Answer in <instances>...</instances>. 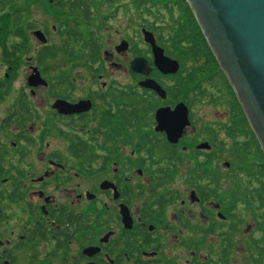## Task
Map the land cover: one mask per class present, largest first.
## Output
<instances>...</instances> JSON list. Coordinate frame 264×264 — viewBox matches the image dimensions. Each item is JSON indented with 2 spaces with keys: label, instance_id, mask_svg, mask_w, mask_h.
<instances>
[{
  "label": "flooded vegetation",
  "instance_id": "obj_1",
  "mask_svg": "<svg viewBox=\"0 0 264 264\" xmlns=\"http://www.w3.org/2000/svg\"><path fill=\"white\" fill-rule=\"evenodd\" d=\"M33 1L81 48L65 45L69 71L47 75L60 50L48 28L25 21L17 0H0V264H238L239 253L263 262V210L250 197L264 193V163L248 155L253 130L230 84L186 75L173 22L182 0L141 1L167 21L133 16L111 50L101 35L120 0ZM155 46L178 61L176 73L160 69ZM240 203L260 236L238 252Z\"/></svg>",
  "mask_w": 264,
  "mask_h": 264
},
{
  "label": "water",
  "instance_id": "obj_2",
  "mask_svg": "<svg viewBox=\"0 0 264 264\" xmlns=\"http://www.w3.org/2000/svg\"><path fill=\"white\" fill-rule=\"evenodd\" d=\"M187 2L264 151V0ZM37 35L45 41L42 33ZM155 52L162 56L157 61L160 69L178 71V61L156 46ZM138 71L146 73V66ZM185 116L180 130L189 125L187 111Z\"/></svg>",
  "mask_w": 264,
  "mask_h": 264
},
{
  "label": "rangeland",
  "instance_id": "obj_3",
  "mask_svg": "<svg viewBox=\"0 0 264 264\" xmlns=\"http://www.w3.org/2000/svg\"><path fill=\"white\" fill-rule=\"evenodd\" d=\"M16 1V0H15ZM18 4L21 5L22 7H25V13H24V19L25 21H30L32 24H34L37 28L44 29L48 28L49 33H50V38H49V44L55 45L56 47L60 48L58 52V56L55 59V62H51V60L48 61V63L45 66V73L47 75H51L53 73H58L61 72L62 70L69 71V68L67 67L66 64L70 65V62L73 61L67 54H65L64 51V46L65 45H76V54H79L78 51L80 50L81 46L80 42L81 41H72L73 39L65 38L62 36H59L56 32L52 30V26L55 24L53 20L51 19L48 10H46V6L42 2H34L33 0L29 1L28 3L26 1H21L17 0ZM123 3V6L119 7V12L117 13L116 19L111 20V30L106 33H102V41L105 44L106 49L111 50L112 46L114 44H118L121 39L127 38L129 36V25L131 24V20L133 16H135V21L138 23H155L153 20L156 18V22H158L159 25L165 24L167 21L168 16L165 14V16H160L158 9H154L152 6H147V9H145L143 6H141L140 2L143 0H120ZM133 1V4H131ZM161 0H146L147 5L148 2L150 3H156L155 5H159L158 3ZM128 6V7H127ZM156 7H161V6H155ZM27 9V10H26ZM159 15V16H158ZM98 22L100 20H97ZM135 24V23H134ZM114 28V29H113ZM164 28H167L165 26ZM169 28V27H168ZM168 30V29H167ZM166 30V31H167ZM101 31H103L101 29ZM38 42V41H37ZM169 50L171 48L169 47ZM79 71V70H78ZM5 72L3 65L0 62V74L3 75ZM71 72H73L74 76L82 77L81 72H75L73 69H71ZM23 75L19 78L18 82L16 83L17 87H20L23 84V76L25 74V70H23ZM84 76V75H83ZM9 102V101H8ZM4 106L1 105L0 109H3ZM221 110V109H220ZM201 114L204 115H209L213 111H209L206 108L201 109ZM224 156L228 159H231L232 157L230 154L225 153ZM239 177V176H238ZM236 182V181H235ZM230 184H227V187ZM231 185L234 187L235 190H237V185L236 183H231ZM233 188L231 187L230 190ZM242 193L238 190V197H241ZM237 214L240 216V218L243 220V225L234 228V231L232 232L233 237H234V244H236V249L239 252V249L242 247L246 246V243L243 241V239H252V237H259V229H256V227L251 225L250 220H249V209L248 207H245L244 204L239 205V209L237 211ZM247 241V240H246ZM237 252V253H238ZM256 253V249L253 246L252 243H249V254H254ZM238 260V264H248V255L239 253L236 256ZM260 264H264V259L263 262Z\"/></svg>",
  "mask_w": 264,
  "mask_h": 264
},
{
  "label": "trees",
  "instance_id": "obj_4",
  "mask_svg": "<svg viewBox=\"0 0 264 264\" xmlns=\"http://www.w3.org/2000/svg\"><path fill=\"white\" fill-rule=\"evenodd\" d=\"M181 2V7L183 8L182 15L173 20V22L175 23V28L177 29V34L175 36L176 38L174 39L176 46L181 44H184L185 46L184 64L186 65V68L190 70V73H187L186 75L193 77L198 75V73H204V75L207 77L206 81L219 82V78L216 79V76L218 75L223 83L228 86V81L224 77V74L223 72H221V70H219L217 74H212V71L215 70L214 66L219 68L216 58L209 48L208 43L195 19L192 10L190 9L189 4L186 0H182ZM214 63L216 65H214ZM229 88L231 89L230 86ZM240 113L241 115H244L242 108H240ZM242 121L247 124L245 118ZM249 141L250 145L248 155L254 154L264 163V154L257 138L252 131ZM244 167L246 168L247 165H245ZM260 173L264 177V167H260ZM250 198V200L255 202L256 205H260V208H262V215L257 211V209L254 210V213L258 214V216L261 215L258 220L260 221V224L264 226V193L258 196H251Z\"/></svg>",
  "mask_w": 264,
  "mask_h": 264
}]
</instances>
